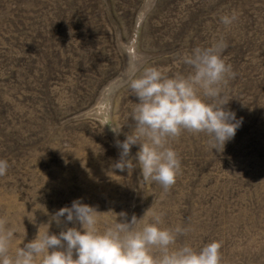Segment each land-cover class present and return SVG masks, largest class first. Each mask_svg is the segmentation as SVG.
<instances>
[{"label":"rangeland","instance_id":"obj_1","mask_svg":"<svg viewBox=\"0 0 264 264\" xmlns=\"http://www.w3.org/2000/svg\"><path fill=\"white\" fill-rule=\"evenodd\" d=\"M220 38L236 72L226 107L243 118L224 151L203 133L170 141L182 174L168 192L139 168L114 171L138 102L128 81L146 66L187 75L178 57ZM0 159L13 252L47 230L46 211L80 199L107 212L101 228L110 210L163 211L162 227L192 229L176 247L220 241L223 264H264V0H0Z\"/></svg>","mask_w":264,"mask_h":264},{"label":"clouds","instance_id":"obj_2","mask_svg":"<svg viewBox=\"0 0 264 264\" xmlns=\"http://www.w3.org/2000/svg\"><path fill=\"white\" fill-rule=\"evenodd\" d=\"M239 18L233 11L221 17L225 26ZM228 47L223 38L211 46L196 47L178 57L188 66L189 74L169 75L164 69L146 66L128 81L131 95L138 98L129 118L131 131L123 141L117 140L119 159L113 170L129 174L139 168L145 183H156L168 192L182 174L181 158L170 141L183 132L203 133L218 153L232 140L243 118L226 106L224 89L236 72L223 58ZM121 129V128H120ZM119 134V131H114ZM139 146L135 156L132 147ZM138 166V167H137ZM10 164L0 159V177ZM149 210L141 218L126 212L115 213V220L101 228V214L95 206L73 200L54 213H47V230L12 251L17 229L7 216L0 217V264H223L222 242L212 241L200 250L190 244L176 247L190 227H162L165 213ZM61 230L50 233L52 223ZM72 226L69 227L68 225Z\"/></svg>","mask_w":264,"mask_h":264}]
</instances>
